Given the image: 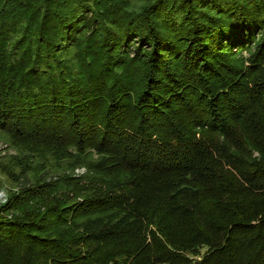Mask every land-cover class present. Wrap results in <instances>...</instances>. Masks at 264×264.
<instances>
[{"label": "trees", "instance_id": "trees-1", "mask_svg": "<svg viewBox=\"0 0 264 264\" xmlns=\"http://www.w3.org/2000/svg\"><path fill=\"white\" fill-rule=\"evenodd\" d=\"M0 144V264H264V0H0Z\"/></svg>", "mask_w": 264, "mask_h": 264}, {"label": "rangeland", "instance_id": "rangeland-1", "mask_svg": "<svg viewBox=\"0 0 264 264\" xmlns=\"http://www.w3.org/2000/svg\"><path fill=\"white\" fill-rule=\"evenodd\" d=\"M4 146H5V145L0 144V148H2V147H4ZM79 171H82V170H79ZM4 196H5V192L2 191V192L0 193V197H1V198H4Z\"/></svg>", "mask_w": 264, "mask_h": 264}]
</instances>
